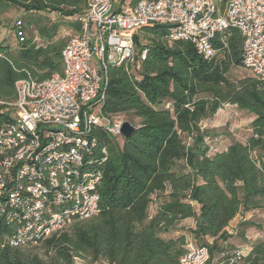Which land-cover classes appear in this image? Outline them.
Masks as SVG:
<instances>
[{"label": "trees", "instance_id": "obj_1", "mask_svg": "<svg viewBox=\"0 0 264 264\" xmlns=\"http://www.w3.org/2000/svg\"><path fill=\"white\" fill-rule=\"evenodd\" d=\"M139 1L117 0L115 10ZM217 1L223 12L229 0ZM85 5L86 0H0V28L9 11H22L21 26L17 20L11 25L16 43L0 40V100L15 99L18 80L62 72L66 39L59 28L75 22L68 19ZM50 13L58 17L52 20ZM167 32L165 25L140 28L133 35L132 65L107 69L102 112L121 114L136 130L121 146L103 129L96 132L106 150L105 160L94 166L101 172L98 214L17 245L10 243L16 220L0 214V264H74L76 258L82 264H178L187 234L208 247L211 262H225L239 238L251 249L238 264H264V236L248 239L253 222L228 230L240 213L264 211V79L232 75L244 68L238 28L215 34L209 60L191 42L168 40ZM225 104L252 115L250 131L244 141L230 137L211 152L206 138L217 135L202 122ZM9 120L8 112H0V127ZM185 220L192 225L183 226Z\"/></svg>", "mask_w": 264, "mask_h": 264}, {"label": "built area", "instance_id": "obj_2", "mask_svg": "<svg viewBox=\"0 0 264 264\" xmlns=\"http://www.w3.org/2000/svg\"><path fill=\"white\" fill-rule=\"evenodd\" d=\"M116 3L86 0L73 18L77 29H63L62 72L18 80L15 99L0 100V112L10 117L0 127V214L16 220L12 245L36 243L74 218L98 214L101 172L94 166L105 160L106 150L96 132L121 136L125 121L121 114L102 112L107 69L132 65L133 35L140 28L165 25L168 40L191 42L207 60L215 54V34L238 28L244 69L264 79V0H229L223 12L217 0H141L125 2L118 11ZM15 24L21 26L19 19ZM16 34L22 41L23 33ZM250 249L246 245L225 262H211L208 247L186 236L178 264H238Z\"/></svg>", "mask_w": 264, "mask_h": 264}, {"label": "rangeland", "instance_id": "obj_3", "mask_svg": "<svg viewBox=\"0 0 264 264\" xmlns=\"http://www.w3.org/2000/svg\"><path fill=\"white\" fill-rule=\"evenodd\" d=\"M22 16V11L11 10L3 17V25L0 28V40H6L9 44L14 45L16 43L15 34H11V25ZM49 16L51 19H56L58 17L55 13H50ZM70 18L68 21H72ZM68 24L65 21L59 28V34L62 37L63 29L67 28ZM134 66L130 68L133 69ZM235 77H241L244 75H252L250 71L242 68L238 71L232 73ZM100 106L94 107V112L97 113ZM252 120V115L245 111L237 109L234 105L225 104L217 110L214 116L206 121L202 122V125L209 128L212 133L217 136L214 138H206L207 143L211 147V152L219 151L226 146L230 137L244 141L250 131V121ZM119 145H122L123 138L122 136L114 137ZM155 205H151L150 211L154 209ZM253 222L256 226L251 227L248 230V239L249 241H254L258 237L264 236V211L263 210H253L242 212L237 215L231 222L228 230L232 231L235 227L239 226L241 222ZM183 226L192 225L191 220H185L182 222ZM257 225H259L257 227ZM187 236H189L187 234ZM236 245L238 248L245 247L246 243L242 242L239 238H236ZM250 246V245H248Z\"/></svg>", "mask_w": 264, "mask_h": 264}, {"label": "water", "instance_id": "obj_4", "mask_svg": "<svg viewBox=\"0 0 264 264\" xmlns=\"http://www.w3.org/2000/svg\"><path fill=\"white\" fill-rule=\"evenodd\" d=\"M136 130V127L129 123L128 121H123L120 127V135L122 138L126 139L130 137Z\"/></svg>", "mask_w": 264, "mask_h": 264}, {"label": "crops", "instance_id": "obj_5", "mask_svg": "<svg viewBox=\"0 0 264 264\" xmlns=\"http://www.w3.org/2000/svg\"><path fill=\"white\" fill-rule=\"evenodd\" d=\"M72 21H74V19H72ZM67 28H69L71 30H75V29H77V23L73 22L72 24H68ZM231 222H230V224H231Z\"/></svg>", "mask_w": 264, "mask_h": 264}]
</instances>
